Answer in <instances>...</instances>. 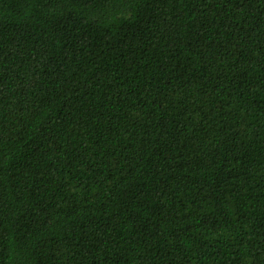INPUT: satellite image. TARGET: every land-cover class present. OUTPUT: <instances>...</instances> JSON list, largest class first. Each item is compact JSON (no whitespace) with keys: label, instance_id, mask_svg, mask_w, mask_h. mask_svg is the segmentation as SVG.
Returning <instances> with one entry per match:
<instances>
[{"label":"trees","instance_id":"16d2710c","mask_svg":"<svg viewBox=\"0 0 264 264\" xmlns=\"http://www.w3.org/2000/svg\"><path fill=\"white\" fill-rule=\"evenodd\" d=\"M0 264H264V0H0Z\"/></svg>","mask_w":264,"mask_h":264}]
</instances>
